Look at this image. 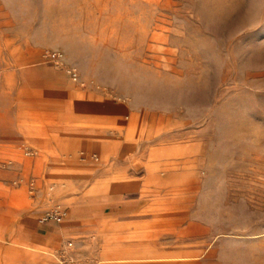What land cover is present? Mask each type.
<instances>
[{"label":"rangeland","instance_id":"1","mask_svg":"<svg viewBox=\"0 0 264 264\" xmlns=\"http://www.w3.org/2000/svg\"><path fill=\"white\" fill-rule=\"evenodd\" d=\"M54 204L46 264H264V0H0V214Z\"/></svg>","mask_w":264,"mask_h":264},{"label":"crops","instance_id":"2","mask_svg":"<svg viewBox=\"0 0 264 264\" xmlns=\"http://www.w3.org/2000/svg\"><path fill=\"white\" fill-rule=\"evenodd\" d=\"M55 135L56 134L42 136L38 143L39 147L46 150L48 149L47 152L49 154H54V150L68 151L72 149L68 143L63 141L65 136ZM57 140H60V142ZM71 214L75 216L78 215L79 212L77 210H72ZM0 220L1 238H14L20 245H27L30 247L18 248V250L12 254L8 247L4 250L2 248V250H0V264H14L16 260L18 264H46L48 262L47 259H43L36 249V246L41 244V236H54L58 232L64 235V227L60 223L40 224L31 216L23 214L22 212L18 214H0ZM121 259L124 258L114 257L109 260L119 261Z\"/></svg>","mask_w":264,"mask_h":264},{"label":"built area","instance_id":"3","mask_svg":"<svg viewBox=\"0 0 264 264\" xmlns=\"http://www.w3.org/2000/svg\"><path fill=\"white\" fill-rule=\"evenodd\" d=\"M67 217V208L61 204H54L50 209L44 211L40 217L41 221H54L61 223ZM71 244V243H68ZM71 256H61L58 258L59 264H73Z\"/></svg>","mask_w":264,"mask_h":264},{"label":"bare ground","instance_id":"4","mask_svg":"<svg viewBox=\"0 0 264 264\" xmlns=\"http://www.w3.org/2000/svg\"><path fill=\"white\" fill-rule=\"evenodd\" d=\"M73 208V207H72Z\"/></svg>","mask_w":264,"mask_h":264}]
</instances>
